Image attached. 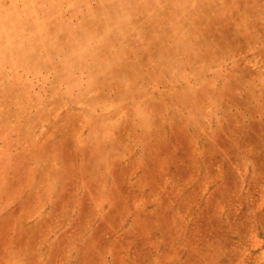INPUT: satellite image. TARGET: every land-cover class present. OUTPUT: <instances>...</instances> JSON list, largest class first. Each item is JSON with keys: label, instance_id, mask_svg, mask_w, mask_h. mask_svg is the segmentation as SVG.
<instances>
[{"label": "rangeland", "instance_id": "1", "mask_svg": "<svg viewBox=\"0 0 264 264\" xmlns=\"http://www.w3.org/2000/svg\"><path fill=\"white\" fill-rule=\"evenodd\" d=\"M0 264H264V0H0Z\"/></svg>", "mask_w": 264, "mask_h": 264}]
</instances>
